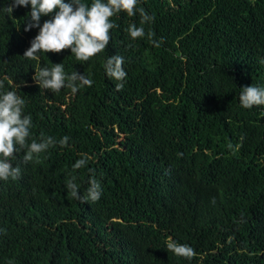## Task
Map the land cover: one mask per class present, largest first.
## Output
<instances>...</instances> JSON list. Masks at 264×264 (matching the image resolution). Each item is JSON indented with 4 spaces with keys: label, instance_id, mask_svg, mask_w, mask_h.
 Listing matches in <instances>:
<instances>
[{
    "label": "trees",
    "instance_id": "trees-1",
    "mask_svg": "<svg viewBox=\"0 0 264 264\" xmlns=\"http://www.w3.org/2000/svg\"><path fill=\"white\" fill-rule=\"evenodd\" d=\"M11 2L0 0V93L25 100L29 143H57L31 162L23 150L10 158L28 168L0 180V264H264V105L239 102L241 87L264 88V0H138L153 22L113 15L109 45L86 62L70 48L23 57L39 28L25 32L31 5L9 16ZM132 24L146 35L133 40ZM116 54L121 91L104 69ZM56 63L92 86L40 88L35 72ZM93 174L100 199L72 198L66 179L83 194Z\"/></svg>",
    "mask_w": 264,
    "mask_h": 264
},
{
    "label": "clouds",
    "instance_id": "clouds-1",
    "mask_svg": "<svg viewBox=\"0 0 264 264\" xmlns=\"http://www.w3.org/2000/svg\"><path fill=\"white\" fill-rule=\"evenodd\" d=\"M138 0H93L89 6L82 0H12L10 4L3 7V11L9 16L17 7L31 5L24 31L39 28L38 34L31 40L30 47L25 50L23 57L31 60L37 59L40 52L60 53L64 49H71L77 61H89V59L106 49L110 43L109 30L116 27L110 22V17L121 11L133 16L139 11L141 24L151 23L153 16L148 15L144 9H137ZM51 14V18L45 20L41 25V17ZM130 37L135 40L146 35L143 27L135 24L129 25L127 29ZM149 40H152L153 33H148ZM159 46L156 41H152ZM125 59L116 54L108 57L104 63L106 76L116 81L115 88L121 91L124 88V81L127 73L123 67ZM33 81L40 88L59 92L67 87L72 92L80 88L91 87L93 81L85 74L77 71L66 74L62 63H56L52 67L41 68L32 77ZM24 83V82H23ZM0 88L3 82L0 81ZM240 105L245 109L253 106L264 105V88L254 85L241 87L239 95ZM25 100L17 95L15 91L0 93V180L7 181L9 178L19 180L22 170L28 168V164L13 166L11 159L14 153L24 151V161L31 162L34 156L54 146L57 141L51 137H45L43 133L40 140L31 137L32 118L31 115H24ZM69 137L64 136L59 140L61 146H66ZM90 157H83L75 162L73 169L84 167ZM94 173V170L89 169ZM76 177L66 179L65 186L71 197L81 203H94L102 195V187L94 174L89 180V187L81 194L79 185L75 183ZM167 250L175 255L191 260L195 256L194 249L187 244H180L170 240L166 245Z\"/></svg>",
    "mask_w": 264,
    "mask_h": 264
}]
</instances>
